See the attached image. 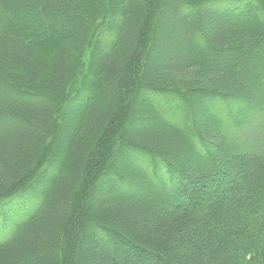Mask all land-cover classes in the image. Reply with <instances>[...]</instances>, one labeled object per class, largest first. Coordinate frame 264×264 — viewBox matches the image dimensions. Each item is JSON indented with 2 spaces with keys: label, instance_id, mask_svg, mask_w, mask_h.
Returning <instances> with one entry per match:
<instances>
[{
  "label": "trees",
  "instance_id": "obj_1",
  "mask_svg": "<svg viewBox=\"0 0 264 264\" xmlns=\"http://www.w3.org/2000/svg\"><path fill=\"white\" fill-rule=\"evenodd\" d=\"M0 264H264V0H0Z\"/></svg>",
  "mask_w": 264,
  "mask_h": 264
},
{
  "label": "rangeland",
  "instance_id": "obj_2",
  "mask_svg": "<svg viewBox=\"0 0 264 264\" xmlns=\"http://www.w3.org/2000/svg\"><path fill=\"white\" fill-rule=\"evenodd\" d=\"M226 175H228V174H226ZM226 175H222L221 177L226 176Z\"/></svg>",
  "mask_w": 264,
  "mask_h": 264
}]
</instances>
